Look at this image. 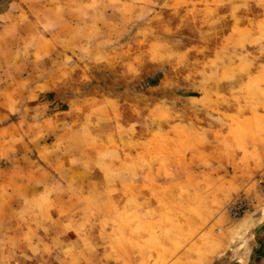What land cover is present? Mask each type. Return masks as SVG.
Here are the masks:
<instances>
[{"label":"rangeland","instance_id":"obj_1","mask_svg":"<svg viewBox=\"0 0 264 264\" xmlns=\"http://www.w3.org/2000/svg\"><path fill=\"white\" fill-rule=\"evenodd\" d=\"M30 87L35 90L28 94ZM77 97L89 106L85 124L95 112L99 124L92 127L114 120L112 136L138 138L122 147L137 148L142 157L176 151L165 135L185 136L191 142L185 151L198 148L200 164H216L219 182L224 177L216 157L231 156L234 179H244L230 181L227 193L224 184L203 186L217 185L224 195L209 204L217 208L215 218L227 217L230 226L221 217L201 228L187 221L181 200L188 187L169 207L164 194L155 193L158 209L148 214L146 186L136 194L126 186L120 194L79 195L82 185L55 171L67 156L60 151L64 139L55 142V166L40 160L33 146L55 134L73 135L66 133L63 111ZM72 113L77 118L81 111ZM33 119L42 122L29 125ZM174 121L181 125L170 126ZM207 134L216 141L211 158L203 150ZM262 135L264 0H0V264H185L182 251L200 253V246L185 247L197 237L213 243L217 235L244 228L250 215L264 218L258 184L264 164L258 161L255 172L246 169L248 160L259 159ZM243 195L248 210L233 217L229 205ZM189 200V213L208 205L205 198ZM261 236L251 249L238 237L232 248L243 254L220 258L264 264Z\"/></svg>","mask_w":264,"mask_h":264},{"label":"crops","instance_id":"obj_2","mask_svg":"<svg viewBox=\"0 0 264 264\" xmlns=\"http://www.w3.org/2000/svg\"><path fill=\"white\" fill-rule=\"evenodd\" d=\"M38 84L41 83L38 82ZM34 90L35 87H30L27 90L28 94ZM36 95L38 96V93ZM85 99L86 98L83 97L70 99L69 109L63 111L69 116V118L65 119L66 126L69 127V130H66V133L70 131L73 134L72 136L59 133L55 134L51 141H38L37 144H33L34 148L38 149L37 152L39 159L43 160L45 163L48 162L50 166H55L58 162L56 159L57 155L59 154L54 150L55 142L59 138L64 139L62 143L63 147L60 149V151L66 150L67 156L62 158V165L58 170L55 171L58 172L59 175H65L66 177L71 176L69 179L70 181H74L78 186L82 185V188L78 189L80 194H77L82 195L88 190H96L100 192L114 190V192H118V194H120L122 191H124L126 186L134 190V193L136 194L139 192L138 190H141L143 186H146L145 189L148 190V193L146 194V197L143 198V202L145 214H148V211H154L158 209V199L155 198V193L159 192L160 195L162 192L164 194L163 201L167 203L169 207L172 206L174 202H179L181 200L179 199L180 190L182 188L188 187V193L185 194L183 196L184 199L181 200L184 204V207L187 208L186 212H184V216L189 217L187 218V221H191L192 223L197 224L198 228H201L202 225L208 222L210 218H213V221L211 222L212 225L216 223L218 218L221 217V220L223 219L224 223L229 225L230 221L227 219V217L219 216L215 218V212L217 211V208L213 207L211 203L209 204V202L214 197L223 200L224 195L219 194L220 190L218 191L217 185L208 189H204L203 186L211 181L213 184H224V187L221 190H223L224 193H227L228 190H226V187L229 185L228 183L230 181L233 182L234 179V176L227 166L233 161L231 156L228 158L227 155L224 154V157H216L220 158L218 165L221 168L223 172L222 176L224 177L223 180H220L219 182L218 179H216V171H214V165L216 164H200L198 158L195 157L196 155H199L198 148H196L197 150L185 151V148L187 147L186 143H191L190 140H185V136L171 134L165 136L163 135L166 137V141L168 143L173 144L171 147L177 148V150H167L165 152L162 151L160 154H158L159 156H156V152L146 151L145 156L142 157L141 151H138L137 148L132 149L122 147V143H131V141H137L138 138L131 136L120 137L116 134L112 136L111 132L113 131V128H115L114 120L110 119L109 122L100 125V129L97 127H92L90 125L99 124V114L98 112H95L91 114V117L88 119L89 121H87L85 124V119L83 116L88 111L89 107L84 103ZM96 100H98L95 101L96 103H100L105 102L107 99L96 98ZM2 106L8 112H10L11 108L9 105L3 104ZM38 106H40L38 103H32L31 107L35 109ZM75 110H80L81 113L77 118H72L74 114H69V112H74ZM36 122L41 123L42 120L36 121L33 119L29 125L33 126ZM178 123L180 124L181 122L174 121L172 124H170V126L178 125ZM205 127L209 126L205 125ZM100 130H102V133L99 132ZM168 130L169 129H167V131ZM262 137L264 139V135H262ZM153 138V135L145 136L142 141L147 143ZM192 138L195 139L196 136H192ZM92 141L95 144H93V146H91ZM112 141L115 143L114 146H110ZM181 143H184V145H181ZM204 143L205 148L203 150L206 152L205 155L210 157V153L214 149L213 145L216 143L214 136L207 134L206 142ZM257 148L259 151V159H254L253 162L248 160V163L250 164L246 169L249 171L253 170V172H255L257 170V166L255 164L258 163V161H260L261 164H264V140L258 143ZM42 150H46L48 153L44 156V152ZM22 156H24V154H20L17 157V160L21 161ZM188 159L191 160V163L188 161ZM36 169H38V167ZM241 179H244V177L242 178L241 175H237V177L235 176L234 181L239 182ZM216 189L218 192L215 193ZM188 198L191 200L196 198L202 200L205 198V202H207L208 205L203 206L198 213L197 211H195V213H189V206L186 205L188 202H190V200L188 201ZM261 218L262 214H258L256 216L250 215V219L247 220L248 222H245L244 228L238 232L232 231L231 233H222L220 236L217 235L213 243H204V241H199L197 237L194 240V245L190 244L185 247L186 249H189L190 247L196 248V246H200V253L198 256H194L193 253L182 251L181 254L185 255L188 259L185 264H228L229 260H227V258H220L222 255H226V257L235 256L236 258V255L240 256V254H243L242 252L239 253L236 248L235 250L237 251L232 248L234 244L235 246L238 245L236 242L239 239L238 237L241 236L244 240L243 242L247 243L245 246L246 249H251V243L253 239L254 242L260 243V240L262 239L261 234L264 232V226L258 232H256V226L259 223L264 222L262 221L264 218ZM176 221L181 223L185 220L182 217H178ZM252 225L255 226L252 228ZM90 237V239H94V235L91 236L90 234ZM98 249L99 255L97 256V261L102 254V248L98 247ZM254 250L255 249L252 251ZM104 251H107V248H105ZM248 253L250 254V251ZM147 254L148 253H146V255ZM113 259H117L115 254H113ZM237 259H240V257ZM251 259L252 258L248 260V264H251ZM235 261L237 262L239 260ZM105 263L114 264L115 262L106 260L104 264ZM230 264L235 263L231 262Z\"/></svg>","mask_w":264,"mask_h":264},{"label":"built area","instance_id":"obj_3","mask_svg":"<svg viewBox=\"0 0 264 264\" xmlns=\"http://www.w3.org/2000/svg\"><path fill=\"white\" fill-rule=\"evenodd\" d=\"M258 184L261 189L264 191V177L258 179ZM250 205V201L248 200L247 196H240L234 198L230 205L229 211L233 217L244 215L245 212L248 210V206Z\"/></svg>","mask_w":264,"mask_h":264},{"label":"water","instance_id":"obj_4","mask_svg":"<svg viewBox=\"0 0 264 264\" xmlns=\"http://www.w3.org/2000/svg\"><path fill=\"white\" fill-rule=\"evenodd\" d=\"M263 226H264V222L259 223V224L256 226V232H258ZM258 244L260 245V243H258ZM255 250H256V249H255ZM255 250H254L252 253H254Z\"/></svg>","mask_w":264,"mask_h":264}]
</instances>
